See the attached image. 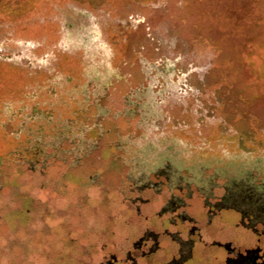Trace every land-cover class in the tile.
I'll list each match as a JSON object with an SVG mask.
<instances>
[{
    "label": "rangeland",
    "instance_id": "obj_1",
    "mask_svg": "<svg viewBox=\"0 0 264 264\" xmlns=\"http://www.w3.org/2000/svg\"><path fill=\"white\" fill-rule=\"evenodd\" d=\"M52 145L64 156L31 171L33 149ZM71 150L87 153L78 162ZM167 156L264 169V0H0V253L38 264L61 249L36 224L68 202L45 199L40 183L73 185V202L90 188L74 209L87 233L114 212L116 174Z\"/></svg>",
    "mask_w": 264,
    "mask_h": 264
},
{
    "label": "flooded vegetation",
    "instance_id": "obj_2",
    "mask_svg": "<svg viewBox=\"0 0 264 264\" xmlns=\"http://www.w3.org/2000/svg\"><path fill=\"white\" fill-rule=\"evenodd\" d=\"M40 148L33 149L31 157H36V165L29 162L28 168L35 172L41 168L39 172L44 174L50 159L64 155L58 145H52L54 153L49 156L45 153L49 147ZM85 153L82 151L78 160L74 150L69 155L79 162ZM116 158L123 164L127 159L117 153ZM154 159L146 161L151 166L143 175L126 172L122 180L115 175L118 184L110 199L114 212L102 225L104 228L87 233L81 231L82 219L78 221L85 209L81 208L77 215L74 209L75 205L83 206L75 203H80L90 188L82 191L78 202H73V185L63 182L52 189L40 183L41 193H50L45 199L56 195V199L68 204L60 205L56 211L47 208L41 212L36 226H45L49 237L59 240L62 247L38 254V264H264V169L259 170L260 165L253 166L258 169L239 171L227 167L217 173L207 171L208 166L198 170L191 168L194 166H177L171 163L170 156L156 162ZM244 171L252 174L251 182L239 175L246 174ZM243 183L248 186L243 188ZM10 204L5 200V207ZM53 222L61 223V235H57L56 226H49ZM15 239L7 237L6 249H11ZM26 245L18 243L14 250L26 253L21 249ZM43 255L46 261L39 260ZM17 257L19 262L4 249L0 264H26L22 255Z\"/></svg>",
    "mask_w": 264,
    "mask_h": 264
},
{
    "label": "trees",
    "instance_id": "obj_3",
    "mask_svg": "<svg viewBox=\"0 0 264 264\" xmlns=\"http://www.w3.org/2000/svg\"><path fill=\"white\" fill-rule=\"evenodd\" d=\"M100 96H101V95H100ZM100 96H99V97H100ZM101 97L104 98L105 96L103 95V96H101ZM91 103H92V102H91ZM92 104H94V106H95L94 118H96V114L99 113V111H100V110H99V103H98V104L92 103ZM103 116L105 117V120H107L106 116H105V115H103ZM98 130H99V129H98Z\"/></svg>",
    "mask_w": 264,
    "mask_h": 264
}]
</instances>
